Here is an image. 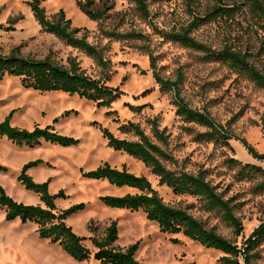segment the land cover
<instances>
[{"label": "rangeland", "instance_id": "1", "mask_svg": "<svg viewBox=\"0 0 264 264\" xmlns=\"http://www.w3.org/2000/svg\"><path fill=\"white\" fill-rule=\"evenodd\" d=\"M31 1L0 0V55L8 56L18 51L23 57L39 60L52 56L63 65H67L69 59H75L90 77L96 80L109 78L107 85L120 89L123 96L112 108H98L95 103L78 96L27 89L18 78L0 82V123L12 114L11 124L19 129L32 131L36 127L51 126L61 135L80 141L67 148L46 142L29 148L19 147L0 136V164L7 168L6 172H0V187L19 203L43 205L39 196L28 191L18 180L25 165L40 160L43 164L31 169L29 175L37 183L50 182V192L54 195L64 192L65 199L57 201L59 210L86 205L84 211L67 221L79 236L89 239L91 225L98 229V235L104 236L109 226L117 222V246L128 248L139 244L137 260L140 264H221L223 253L207 249L183 235L162 233L142 211L105 206L102 197L137 193L128 188L113 187L107 181L83 177L84 173L108 163L118 170L127 169L148 178L167 204L187 208L209 229H215L236 246L246 245L264 222V176L243 178L239 169L230 167L228 161L236 159L243 165L264 170V160L255 159L243 143L264 156V90L229 65L210 62L204 53L170 42L156 33L154 28L179 30L192 21L183 0H160L153 4L150 21L141 20L131 5L119 0H97L99 8L103 2L111 8L99 22L81 11L80 0L44 3L42 7L51 19L64 11L73 28L81 31L78 37L87 35L89 43L103 50L106 68L46 33L28 5ZM245 1L229 0V4L242 6ZM134 30L146 35V39L116 40L107 38L103 32L128 34ZM193 37L214 50L230 47L253 53V63L262 65V59L256 57L261 38L243 8L235 19L200 26L193 32ZM155 73L165 80H181V95L186 103L193 110L209 114L232 137L230 148L195 142L194 135L206 129L186 124L177 116L174 95L162 92ZM137 108L142 110L137 112ZM153 120H158L161 129H166L170 135L169 149L178 161L177 168L193 174L207 171L212 183L231 201L242 230L229 225L219 213L204 211L197 199L176 196L171 189L161 186L159 179L141 161L111 149L100 129L103 127L118 138L131 140L132 137L120 133L121 125L139 124L152 136L150 121ZM86 245L95 251L89 241ZM255 253L252 264H264V244ZM0 264L100 263L74 261L59 245L40 239L35 224L8 222L6 212L0 211Z\"/></svg>", "mask_w": 264, "mask_h": 264}, {"label": "trees", "instance_id": "2", "mask_svg": "<svg viewBox=\"0 0 264 264\" xmlns=\"http://www.w3.org/2000/svg\"><path fill=\"white\" fill-rule=\"evenodd\" d=\"M49 0H32L28 3L37 22L43 30L54 35L67 46L75 48L95 60L98 66L106 68L107 61L103 50L88 42V36L78 37L80 30L73 28V23L67 19L65 12L60 11L51 19L42 5ZM131 5L135 15L141 20L150 21L152 18L151 6L160 0H119ZM192 21L179 30L162 31L154 28L162 38L179 43L185 48L202 52L210 62L223 63L240 72L250 79L257 87L264 90V2L262 0H246L242 6L236 3L229 4V0H183ZM98 7L97 0H80L81 11L93 21H103L106 13L111 10L109 5L102 3ZM246 11L260 35L261 44L256 57L262 59L260 66L253 63V53L235 51L230 47L214 50L197 41L193 32L202 25L218 22L222 19H235L241 9ZM2 28V27H0ZM107 38L116 40H145L146 35L133 31L128 34L103 31ZM151 54V51H149ZM155 58L152 67L155 69ZM162 92L174 95V105L177 116L189 125L206 129L205 132L194 135L195 142L222 144L230 148L229 141L232 137L219 126L207 113L193 110L181 95V80H165L154 74ZM6 78H18L23 87L41 93L62 92L71 96H78L97 105L98 108H112L119 101L123 93L107 85L106 80H96L90 77L75 59H69L63 65L52 56L39 60L23 57L18 51L8 56L0 55V82ZM137 112L141 108L135 109ZM113 115L115 113H109ZM12 114L0 123V136L6 137L19 147L35 148L43 142L72 147L80 141L61 135L49 126L36 127L34 130H22L11 124ZM152 136L135 123L123 124L119 131L133 139H121L110 130L100 127L108 146L118 152L141 161L159 179L161 186L172 190L176 196H190L197 199L207 213H219L231 226L242 230V224L234 214L231 201L227 200L219 188L208 177L207 171L196 174L177 168L178 161L170 152V135L166 129H161L158 120L150 121ZM248 152L257 160H264L255 149L243 142ZM230 167L238 168L243 178L264 176V170L254 165H243L236 159H231ZM38 160L30 162L22 169L19 182L28 190L39 196L43 205H26L19 203L9 196L5 189L0 187V211L6 212L8 222L20 221L23 224H35L38 227L40 239L48 240L59 245L62 250L74 261L84 263L95 260L100 264H140L137 260L139 244L128 248L117 246L119 241V226L113 222L106 230L104 236L98 235V229L91 225V237L79 236L67 221L74 215L85 210V204L73 206L67 210H59L57 201L65 199L64 192L52 194L50 182L37 183L29 175V171L42 165ZM175 167L174 169L172 167ZM7 168L0 164V172ZM83 177L94 181H107L111 186L122 189L128 188L136 191L135 194L126 196H106L101 202L111 209L128 210L131 212L142 211L150 222L157 224L162 233L169 235H183L201 246L219 251L225 256L221 264H252L257 250L264 244V222L255 230L246 242L245 263L240 259L241 250L235 243L209 229L204 222L192 215L187 208L171 206L161 197L148 178L137 176L127 169L118 170L105 163L97 170L84 173ZM264 188V181L262 183ZM241 232V231H240ZM239 232V233H240ZM92 244L95 251L89 249L87 242ZM177 243L178 241H174Z\"/></svg>", "mask_w": 264, "mask_h": 264}, {"label": "built area", "instance_id": "3", "mask_svg": "<svg viewBox=\"0 0 264 264\" xmlns=\"http://www.w3.org/2000/svg\"><path fill=\"white\" fill-rule=\"evenodd\" d=\"M247 245H243L240 247L241 250V255H240V259L242 261V263H245V248Z\"/></svg>", "mask_w": 264, "mask_h": 264}]
</instances>
